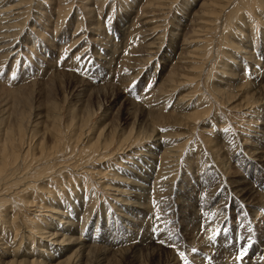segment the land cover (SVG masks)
Listing matches in <instances>:
<instances>
[{
    "label": "bare ground",
    "instance_id": "obj_1",
    "mask_svg": "<svg viewBox=\"0 0 264 264\" xmlns=\"http://www.w3.org/2000/svg\"><path fill=\"white\" fill-rule=\"evenodd\" d=\"M31 1L32 0H29V2L27 4H24L23 6H21L20 4L25 3V0H21L20 2L15 4H11L10 1L4 4L0 3V39H1L0 41H2L0 44V69H2L3 64L5 63L7 57H9L12 54V52H14V50L11 49V46L14 45V41L16 43L17 41L16 38L21 33L20 30H18V25H20L21 28L20 27L19 28L22 29L24 27L23 25L25 21L28 19L29 14L31 15V10H35L38 7V6L30 5ZM106 1L107 0H83V2L81 3V8L82 10H85V12H88L87 13L89 15L88 17H92L90 23L91 27L88 28L89 33L87 36L89 40H91V42L96 43V45H90L92 47L90 60H94L96 65V57L94 56L96 55V47L97 50L99 51L101 48L100 46L105 45L104 48L106 50L105 52L107 53L106 56L104 57V60L107 59L106 57L108 56L107 55L108 53L109 54L111 53V55L109 56L110 57L109 61H106L107 63L104 62V64L105 63L108 64V68H109L108 72L112 73L113 75L115 71L114 69L115 57L119 56V62L121 63L126 61V59L128 58L127 57L125 59L126 57L125 53L127 52V49H130V47L127 48L125 46V42L123 41L126 39L128 40V37L131 36L133 33H139L137 34L138 39L142 37V35L144 34L145 36H148L150 34H152L151 36L156 35L154 38L156 42L155 43L152 42V44L151 43L145 44V38H144L145 36L142 37V39L140 40L141 43L139 44L144 46L143 48L146 47V49L144 50L146 55L144 54L145 56L143 58L141 57L140 59H144V61H149L151 58L155 56L157 58L161 54L162 36L164 34V31L160 29L159 26L161 27L162 22L161 25H159L155 22V20L154 22H152L153 19L151 20V18H154V16H159V15L164 16L168 14L169 13L168 9H171L170 7H172L171 4H173V2L175 1L179 2L177 3V6H175L174 9L175 12L178 11V18L174 21V23L176 26L180 24L183 27L186 26V23L187 25L188 24L191 25L188 31L189 37L187 39L184 38L183 40V45H186L187 52L185 53L181 52L179 54L178 61L180 63H184L182 64L183 68L181 66H176V65L172 67L171 69L172 71L169 74L170 77L169 79L171 84L168 85V87L163 90V93L164 91L170 93L176 92L180 88L184 87V85L197 83V82L199 83L201 81L203 71L206 69V67H207L206 70H208L209 68V65L206 66V64L212 62V57L209 58V62H208L206 56H207L208 47L209 45H211L215 37L212 33H215L220 26L217 24V21L221 20L223 22L226 19H229L228 21H226L227 22L226 26L230 27L229 30H227L228 33L221 32L218 35L220 38L219 40L221 41L220 44L225 43L226 44L225 46L230 47V49L232 50H238L243 55L238 53L236 58V56L232 54H228L226 56L225 61L221 65L219 64V62L221 61L220 56L224 55L225 52L221 51L220 49L219 51L220 54H218V56L216 54V56H213V58L217 57L216 64L221 66L218 67L217 65V67H214L217 68L216 70L218 71H216L213 68L215 71L210 70L211 71L210 74H212V77L215 79L219 78L220 74H224V73H228L231 76H237V77L239 76L238 78L242 77L241 79H243V81L246 82V84L236 85V83L233 81V79L231 80V78L225 79L226 81L224 79L219 78L217 82L221 85L223 84L224 86H226V87H219L218 85H213V83H215L216 80L212 81L213 78L210 77L207 80L204 79V84H205L204 86L208 88V93L212 96L213 100L218 101L222 105L225 103L229 104L230 102L234 101V97L238 96L240 100L237 106L236 105L231 106L232 108L238 107V109H236L238 110V112H241V110H245V109L249 110L248 112H250L251 110L250 108L258 104V106H260L258 109L259 111L256 110L257 108L255 109L256 117L255 119H253V121L260 125V127H258L256 131L262 134L259 135L258 137L257 135L253 136L255 137L254 142H257V144L255 143L254 146L253 144H249L248 145L249 148L245 146L241 148L238 140L236 141L237 142L236 143L235 139H233L234 136L231 138L232 141L229 144V148L226 145L222 146L221 143H219L218 138H216L215 140V139H211L209 136L208 138L209 140L207 141L209 142V144H211L210 145L211 149H214L216 152L221 151L222 153V160H224L223 165L221 166L222 169L219 167L221 169L219 170L217 164L211 158L202 159L201 163L203 165L207 164L206 168L209 169L208 170L209 173L214 172L210 177L213 180H216V184L214 185L213 180H211L210 177L206 175V172H203L204 175H197V179L196 177L195 179L193 178L192 180L193 182L191 183L188 189L186 185L182 184L181 186L184 187V191H179V189L176 188V179H178V175L182 171H186L189 161H187L186 158L180 160V157L182 156L184 149L183 148L184 143L183 145L175 144L170 146L169 142L167 141L165 142L164 140L165 135H163V133H160L159 128L160 126H162L160 120L164 119V117L166 116L170 117L169 114L165 112L163 108L164 103L166 101L162 102L163 104L158 105L160 101V97H156V98L152 97V99L150 100L146 98L147 101L145 102V104L146 105L150 104V106L148 107L150 108V110L148 111V113H145L142 110H140L142 115V119L139 120L138 122V125L140 126H138L136 130H134L135 124H133V126L131 125L130 130L127 132H124L125 127L123 128H121L120 126L109 127L108 125H104L97 134L96 131H94L95 132L94 133L93 129H90L87 123L89 118L93 116L94 111L90 108L86 109L87 106L86 107L83 106L84 114L82 116L79 114L80 112L78 111L80 109V108L78 109V107L80 106L77 107L70 106L71 110L70 109L68 110L69 120L68 121L65 120V122L62 123V117L60 115V107L57 106V104L56 105L53 104L54 107L51 108L50 110L48 109V112H46L47 115H44L43 128L36 129V126L34 125L38 124L37 121H34V123L36 122L35 124L34 123L31 124L32 122L31 123L29 122L30 121L29 117L31 116L35 117L37 115L36 113H33L32 111L33 108L30 105L32 102V96L35 92V86L36 84H40V82L37 83L34 80L28 82V79L31 80L32 77L31 78H28L27 76L21 77V73H23V71H19L18 73L19 75H16L15 78L16 82H13L14 84L13 87L15 88L11 89V93H14L15 96L17 94L16 99H18L17 102L13 101L14 106L12 107V111L10 112L11 117H13V119L7 130L3 132L2 138H0V142H2V144L0 145V216L2 214L6 215L7 213V211H5L6 204L16 208V212L12 214L13 218L11 219L10 222L11 224L5 226L7 230L4 231L7 234H8L7 231L9 230L10 233L13 232L14 234L13 237L14 239L17 238L18 245L17 247L13 248L14 253L12 255V258L8 259L7 261H5L4 259H0V264L2 263L4 264H105V262L107 261L106 259H108V255H109L108 252L112 251L107 246V244L105 245V243L106 242L114 243L116 240H118V238L120 239V241L122 240L123 242L128 240L127 246H129V248L127 247L120 250L123 251L122 259H124V257L126 258L127 254L134 253L139 248L142 249L141 246L144 244L158 243L160 250L162 251V255L169 254L172 255L171 259L177 260L178 257L174 256V252L177 249H181L179 244L178 246H175V248L173 247L172 249L173 251L168 250V247L172 248V244H174L172 242V239H170V236L167 232L168 229L166 228L169 225V223L172 222V220L175 222V225H177L179 231L183 233L185 244H188L189 246L197 244V246L199 245V247H201L199 248L196 246L197 248H199V250L196 248L195 251L201 253L202 256L201 255L197 256L195 254L194 256L192 255V258L188 257L190 260L192 259V261L189 263L187 262V264H211L213 262H218L217 264H225L226 261L223 262V259L234 260L238 255H240V252H236V251L234 252L231 248L227 249L226 246L220 244H219L220 246L219 248L213 247V245L209 243L205 244L206 240L203 239L202 237L203 234L201 235V231L199 228L201 227L202 220H207L209 218L215 219V222H213L214 223L213 226H215V228H219L220 224L221 226H223L224 225L223 219L225 218L226 213L229 210L228 206L233 207L237 203H247V207L243 206V210L245 212V215L247 216L250 215L249 212L251 213L255 212L256 214L260 213L261 211L264 212V142L262 139L264 135V121H263L264 94L261 91L262 90L261 84L264 82V59H263L264 44L262 46L261 43L260 48L256 49V46L255 47L253 46L255 43L249 41L248 39V34L249 36L252 34L249 32L254 31V30L252 31V27L255 25L254 23L255 18L257 20L263 19L264 0H202L197 11L193 12V14L191 13L192 17L190 14L191 9L189 11L186 10H187V6H191V3L194 2V0H180V1L179 0H143L144 4L142 9L137 8L136 10L132 9L130 11V12L132 11L134 12L135 19L138 17L137 18L138 20L136 22L135 20L129 21L128 16L123 17L124 19H122L121 28L117 30V34H119L122 38L124 37V40L117 43L112 41L113 40L112 37H110L109 34L104 31V26L101 25L102 23H100L99 20H94V17L92 15V12H96L97 18H99L102 9L106 8L107 6ZM120 1H122L119 2V4L122 7L124 6L125 3L130 1V6L132 8L137 3H140L141 0H120ZM188 1L189 4L187 3ZM196 2H194V4ZM20 7H22L21 10L18 9ZM113 7L114 5L113 3H111L108 14H113L111 13ZM43 9L45 10L44 7ZM62 11L64 12L66 10L63 9ZM243 11L249 14H254L255 17L253 21H251L250 19H248L247 21H243L244 26L242 28V26L236 24V21L240 23V20L244 19L245 12ZM41 14L42 12H39V15ZM172 14H171V19L175 17V16L172 17ZM143 16H148V19L142 22L143 24L147 23L143 25V26H147L145 28H143L142 23L139 22V18H142ZM162 16L159 17L161 18ZM37 19H41V16H37ZM80 20H82L81 16L76 21L73 34L80 29L81 26ZM58 21L60 20L57 19L54 22L55 24L54 28H61L62 24L57 25ZM162 21L164 22L165 18ZM61 22H63V20ZM150 22L151 24H153V26L148 27ZM136 23L138 24V27H136V29L135 28L133 29ZM66 24L64 27H67ZM130 29L132 30L129 31ZM61 30H62L60 33L61 35L58 36L53 35V38H49L47 42V46L45 48L42 47L40 49V52L44 54H52V51L55 50V47H58L61 42L65 43L64 37L66 36V29L62 28ZM158 31L160 32L159 34ZM236 32L238 33L235 40H238L239 43L228 35V34L235 35ZM82 34H80L79 37H82L81 36ZM173 35H178V32H175ZM75 38L76 37H73L72 40H74ZM134 39L135 38H133V40ZM138 39L136 38V40ZM32 40L36 42L34 38ZM198 44H200V46ZM59 47L62 50L65 48L64 45H60ZM250 48H253V51ZM62 50L57 53L58 56L55 57L53 61L52 60L49 61V66H50L48 67L49 69H53L52 67L57 65L56 58L58 59L59 64L64 63V61L61 59L60 56ZM18 51L21 52L20 49H18L16 52L19 53ZM131 51L133 50L130 49L127 53ZM99 53H101V51L98 52V55ZM17 57L18 56L16 54L14 60H16ZM38 59H40L42 63L44 62L42 55H39ZM116 60L118 61V58ZM127 60L130 59L128 58ZM72 61L73 64H75V66L79 64L76 58L72 57ZM131 61L132 60H130L129 62ZM229 61H231L232 63L231 66L233 65L235 69H230V72H226V70H228L226 67L229 64ZM83 63L84 62L82 60V64ZM86 63L84 64L86 65ZM73 64L68 63V65H73ZM125 64L127 63L125 62ZM131 64L132 63H130L129 66ZM95 65H92V67ZM123 66L122 68L125 67ZM180 68L183 69L186 73L180 74L181 76L179 75V78L177 80H174L173 77L178 75L175 69H180ZM94 69L96 70L95 67ZM247 71L251 72L250 75H252L253 77L252 79H248L246 74ZM43 72H46V70H43ZM215 74H218L217 78L215 77ZM52 78L54 81L56 79H59V81H62V83L63 82L66 83V87L69 89L75 87L78 93L80 94L82 93L83 90L82 88L87 87L89 85V83L85 79H83V77L80 78L79 76L72 73H62L59 75L55 73L51 77V79ZM211 81L212 83L210 84L209 82ZM189 88L185 90L188 92L183 93L181 95L182 101L186 99L193 101L194 100L193 98L197 96L194 93L196 90ZM228 88H232V89H230L229 91ZM228 91L230 93L229 98L226 101H222L221 96L223 97V95L228 93ZM72 92L73 90H71V94ZM94 94L96 95V92ZM75 100H77V98ZM200 100L202 99L199 97L198 103L196 102L194 103L195 105L194 110H191L190 112L187 113H184V111L179 112L175 116L182 118L181 120H184L185 123L186 122L191 123L192 126H189V124L187 125L189 128L188 130L190 131L195 130L197 122L203 121L204 118L208 115L203 110L204 108H201L202 104H200L201 102ZM25 103L26 104L28 103L27 104L28 107H24L25 105L21 106V104H25ZM15 104H18L20 106ZM204 104L205 103H203V105ZM198 105L200 106V108H198L199 107ZM260 111H263V113H261V116H258L260 114ZM252 112L254 111L252 110ZM146 114L147 117H149L151 126L149 124V126H147L146 128L141 129L142 126L141 123H143L144 120L146 121ZM258 117H262V118L259 119ZM223 122H224L223 119H221V123ZM210 124L212 126L217 125L213 122H210ZM256 128L254 127V129ZM247 140L249 139H246V141ZM143 142H145V144ZM115 143H116L115 149H113V151L110 152L112 147L115 146ZM215 145L217 147H214ZM159 148H163V150L161 152V156L158 159L159 162L158 164H156V161H153L152 158L154 151ZM245 150L247 152H245ZM127 151L141 152V153L146 152L147 157L146 159H144V164L146 166V170H145L146 173H144V171L142 173V169L144 165H141L142 163H139L137 161L138 163L135 164L134 171L132 172L133 173L132 177L134 179L131 180V185H130V187L134 186V188H130V187L127 188L124 186L113 185V184L111 185L110 183H105L101 185V188L103 190L109 188V186L111 187L109 189L115 190L114 193L115 197H113V199L117 201L115 205L118 209L122 208L121 211L123 212L120 215L114 216L112 220H108L106 216H101L99 214L100 215L98 217L99 223L98 220L97 222L95 220L96 224L99 227L98 229L99 231L96 233V227H95L94 235L93 236L91 235L93 244L88 243L90 238L88 232H90V228L88 227V225L85 226L86 221L91 216V214H89L90 211L92 210L91 205L82 207L81 202L80 204H76V203L72 204L73 210H76L77 207L78 209L84 208V212H83L84 216L80 218L75 214L74 211L72 212L70 210H67L68 208L63 206L60 202L57 203L55 202L56 205L50 204L51 200L49 201V199L46 200L45 198L48 197V195H43L42 198L39 199L34 198L32 200H28V196H26L28 190L31 189H36L37 191L41 189L42 190L46 189L45 193L49 195L50 194L53 195V192L48 190L49 186L45 188L46 186H44L45 185L44 184L43 188H41L42 187L41 184L44 183V181L49 182L50 180H53L64 169L68 167L72 169L71 172L73 174L74 171H76L74 169H77L78 166H76L74 163H70L68 160L71 159L72 156L74 157L77 155L81 157V160L85 158V160L83 161L84 166L80 167L81 171L85 172V176H90L94 179L106 176L105 177L106 179L112 180L113 178L109 176L112 175L118 177L119 175L117 174L119 173V171L115 170L111 164L107 163L108 165H106L105 168H102L103 170L102 172L98 170H96V172L91 171L90 170L91 168H87V165L90 164L92 161L100 162V160L108 154L119 155L120 153H124L123 156H126L125 153ZM245 153H247L249 156L246 155ZM237 154L238 157H236ZM123 156L117 157L119 162L123 161ZM198 156L199 155H197V157ZM217 159L220 161L221 156L218 157ZM231 159H235V160L237 159L236 161H241L242 163H244L241 165V167L239 166L238 169H240L241 171V168L243 167V171L246 172L243 174L240 172V175L236 173L233 177H231L228 172V169H230L229 161ZM136 168H138L137 171H135ZM255 168L260 169L258 175L256 172L252 171V169L255 170ZM204 171H206V169ZM124 178L127 179L124 176V177H120V180L123 181ZM149 178H153L151 187L148 186L145 182L148 181ZM204 182H206L207 185H204ZM209 185H211L210 188ZM210 189H211V193H216L214 195L219 194L220 192H218V190L220 191L222 189V191H224L225 193V196H227L228 198H226L225 201L221 203V205L212 207L214 196L211 193H210L211 196L209 195ZM258 194H260L259 198H255L256 195ZM78 195L79 194L77 193V197ZM172 195L174 196L173 198ZM134 198H137L140 201L135 202L133 201ZM256 199L257 201H255ZM48 201L50 203H48ZM156 201L159 202V206L155 205V203H157ZM128 204L130 205L127 208L125 205ZM65 208L67 209L65 210ZM21 210L26 213H23L24 214L23 215L21 213ZM34 212L38 213V216L35 217L36 219L34 217H28L27 214H32ZM20 214H21V218L23 219H21V222L18 225L13 226L16 215H20ZM137 217L139 219H135ZM44 218L47 220H44ZM148 218H151V220L154 222H156L155 220L159 222L153 225L152 224L149 225L148 224L149 222L146 220ZM94 219H96V217L93 216V220ZM22 220L23 221L25 220V222L28 221V223H30V228L32 229L34 234L33 237L36 239V247L37 249H39L38 250L39 255H37L38 257L36 255L30 256L31 254L30 252H25L23 253L24 255L18 253L20 246L29 240L27 239L28 235L27 237L25 235L26 231L24 229H26V227L23 226ZM119 220H121L122 222L125 221V224L122 225V227L125 228L127 225H129L130 226L129 229L125 228L124 231V228H122L123 229L122 230L120 228L121 225L118 226ZM151 220H149L150 223ZM40 221L42 222L46 221V222L41 223ZM133 221H135L136 224ZM180 221H182V225L178 226V223ZM2 222L4 224L7 223L6 221H2ZM142 222L144 223L143 225ZM203 223L204 225L206 224V222ZM61 227L63 228L65 227V229H62ZM60 228L62 229L61 231ZM76 228H79V230H77ZM147 228L150 230L148 231ZM106 229L108 230V235L107 234L102 235V233L106 231ZM83 231H84V235H82ZM117 235L119 237H117ZM131 235H133L132 238H130ZM262 235H263L262 244L264 245V233ZM2 236H0V256H2L3 254H9V250L7 248H9V244H11V243L8 244L4 240L5 239L4 236L3 237ZM98 236L99 237L101 236L102 241L101 239L100 241L97 239ZM155 236L158 237L159 239V241L157 239L158 242L155 240ZM129 240L132 241L130 242ZM161 241H163L164 243H161ZM118 244L120 245V242H118ZM26 247L28 248L27 245ZM252 248H254V250L250 252L246 250V254L243 256L241 261H244V259H246V261L250 263L249 255H251L252 252H254L253 253L254 256L252 257L253 260L251 261L255 262L254 264H257L256 259H258L260 256L264 257V246L263 247L260 246L258 249H256L254 246ZM144 249L146 250V248H143V250ZM44 251H45L44 258L49 254L51 255L49 256L50 257L49 263L47 262L48 259H44V258L42 259ZM150 252L147 254L148 258L150 255H154V253H150ZM28 253L29 255H26ZM154 258L155 259L148 260L149 264H162L163 262L162 259L164 260L167 259L166 257L160 259L158 254H156ZM185 260L186 259L181 261H185Z\"/></svg>",
    "mask_w": 264,
    "mask_h": 264
},
{
    "label": "rangeland",
    "instance_id": "obj_2",
    "mask_svg": "<svg viewBox=\"0 0 264 264\" xmlns=\"http://www.w3.org/2000/svg\"><path fill=\"white\" fill-rule=\"evenodd\" d=\"M9 1L11 2V4H15V3L20 2L21 0H1L0 3L4 4V3L9 2ZM28 2H29V0H25V3H21L20 5L23 6L24 4H27ZM82 2H83V0H32L30 2V5L38 6L41 9L37 7L35 10H31V15L29 14L28 19L25 21V23L23 25L24 27L22 29H20L21 27H20V25H18V30H20L21 33L17 36L16 43L14 41V45L11 46V49L14 50V52H12V54L9 57H7V59L5 60V63L3 64L2 69H0V138H2L3 132H5V130H7V128L10 126L11 121L13 119V117H11L10 112L12 111V107L14 106L13 101L17 102L18 99H16L17 94L15 96L14 93H11V89L15 88V87H13V85H14L13 82H16V79H15L16 75H19L18 74L19 71H23V73H21V77H24V76H27L28 78L32 77L31 80L28 79V82H30L32 80H34L37 83L40 82V84H36V86H35V92L32 96V102L30 105L33 108L32 109L33 113H36L38 115V116L36 115L35 117H32V116L29 117V120H30L29 122L30 123L32 122L31 124H33L34 121H37L38 124L34 125V126H36V129L43 128V126H44V122H43L44 115H47L46 112H48V109L50 110L51 108L54 107L53 104H55V105L57 104V106L60 107V115L62 117V123H64L65 120L66 121L69 120L68 110L69 109L71 110V107L80 106V107H78V109L80 108L78 111L80 112L79 114L82 116L84 114L83 113V111H84L83 106H85V107L87 106L86 109L90 108L94 111L93 116H91L89 118V120L87 121L88 127L90 129H93V132L96 131V134L101 130V128L104 125H108L109 127H117V126L118 127L120 126L121 128L125 127L124 132H127L130 130V127H131V125L133 126V124H135L134 130H136V128L138 126H140V125H138L139 120L142 119V115H141L140 110H142L145 113H148V111L150 110V108H148L150 106V104H148V105L145 104L147 99L150 100V99H152V97L153 98L160 97V101L158 100L159 101L158 105L163 104L162 102L166 101L164 103L163 108H164V111L167 112L170 117L166 116V117H164V119L160 120V122L162 124V126H160V128H159L160 133H163V135H165L164 140H165V142L166 141L169 142L170 146L175 145V144L176 145H183V143H184V145H183L184 149H183L182 156L180 157V160L183 158H186L187 161H189V164H188V167L186 168V171H182L178 175V179H176V188H178L179 191H184V187L181 186L182 184L186 185L187 189H188L190 187L191 183L193 182L192 181L193 178L195 179V177H196V179H197V175H204L203 172H206V175H208L209 177L212 176V174L214 172H210V173L208 172L209 169L206 168L207 164L203 165L201 163L202 159H207V158L213 159V161L217 164L218 168L219 167L221 168V166L223 165L224 160H222V153H221V151L216 152L214 149H211V146H210L211 144H209V142L207 141V140H209L208 139L209 136L211 139H215V140H216V138H218L219 143H221L222 146H225V145L228 146V148H229L230 142L232 141L231 138L233 136H234L233 139H235V142L238 140L241 148L244 146L249 148V146H248L249 144H253V146L255 145V143L257 144V142H254L255 137H253V136L257 135V137H258L262 133L260 134L256 131L258 129V127H260V125L255 123L253 121V119H255V117H256L255 111L258 110L260 106H258V104H257L256 106L250 108L251 109L250 112H248L249 110H247V109L241 110V112H238V110H236V109H238V107H235V108L231 107L232 105L237 106V104L240 100L238 98V96L234 97V101L230 102L229 104L225 103L222 105L218 101L213 100L212 96L208 93V88L204 86L205 85L204 79L207 80L210 77L213 78L212 74H210V73L212 70L215 71L217 69V68H214V67H217V65H218V64H216L217 57L213 58V56H216V54L218 56V54H220L219 53L220 49H221V51L225 52L224 55L220 56L221 61L219 62V64H221V65L225 61L226 56L228 54H232V55L236 56V58H237V54L240 53L238 50H232V49H230V47L225 46L226 45L225 43L220 44L221 41L219 40L220 38L218 35L221 32L226 33L227 30H229L230 27L226 26V23H227L226 21H228L229 19H226L223 22L221 20L217 21V24L220 26H219L218 30H216L215 33H212L215 37L213 36L214 40L212 39L213 42L211 43V45H209L208 51H207V56H206V58L208 59V62H209V58L212 57V62L211 63L209 62L206 64V66L209 65V68H208V70H206L207 67L205 66L206 69L203 71L201 81L199 83L197 82L198 85H197V83H192V84L184 85V87L179 89L180 91L177 90L176 92H172V93L164 91V93H163V90L165 88H167L168 85L171 84L170 79H169L170 78L169 74L172 71L171 70L172 67L175 65L182 67V64H184V63H180L178 61L179 54L181 52L182 53L187 52L186 45H183V40H184V38L187 39L189 37L188 31H189V27L191 25L190 24L187 25V23H186V26L183 27L180 24H178V26H176L174 23V21L178 18V11L175 12L174 9H175V6H177V3H179V2H177V1L173 2V4H171L172 7H170L171 9H168L169 13L164 15V16L159 15V16H162L161 18L159 16H154V18H151V20L153 19L152 22H154V20H155V22L159 25H161V22H162V25H161V27L159 26V28L164 31V34L162 36L161 54L157 58H156V56L153 57V55H152L153 58H151L149 61H144V59H140L141 57L143 58L146 55V53L144 52L146 47L143 48L144 46L139 44V43H141L140 40L142 39V37L145 36L144 33H143L144 35H142V37H140L139 39H138V35H137L139 33H133L131 36L128 37V40L127 39L124 40V37L122 38L119 34H117V30H119L121 28L122 19H124L123 17L128 16L129 21L135 20V22H136L138 20L137 19L138 17L135 19L134 12L133 11L130 12V11L132 9L136 10L137 8L142 9L143 4H144L143 0H141L140 3H137L132 8L130 6V1L125 3L124 6L122 7L119 4V2H122L120 0H107L106 1L107 6H106V8L102 9V12H101L99 18H97L96 12H92L94 20H99L100 23H102L101 25L104 26V31L106 33H108L110 37H112V39H113L112 41L117 43V42L124 40L123 42H125V46L127 48L130 47V49L133 50V51L127 53L130 50V49H127V52L125 53L126 54L125 59L128 57L130 60H132L131 62H129L130 60H127L128 59L127 58L126 61L122 62L123 63L122 64L121 62H119V56L115 57L114 75L112 73L108 72L109 68H108V64H106L107 63L106 61H109V58H110L109 56L111 55V53L110 54L108 53L107 54L108 56L106 57L107 59L104 60V57L106 56V53H107V52H105L106 51L104 48L105 45L100 46L101 48L99 51H101V53H99V55H98L99 51L97 50V47H96V55H94L96 57V65H95L94 60H90L91 53H92V47L90 45H96V43L91 42V40H89V38L87 36L89 33L88 28L91 27L90 23H91L92 17H88L89 16L87 14L88 12H85V10H82V8H81ZM194 2H196V3L194 4ZM194 2L191 3V6H187L186 11H189L191 9L190 14L191 13L193 14V12L197 11L202 0H194ZM111 3H113V5H114V7L111 11V13H113V14H108V11L110 10V4ZM187 3L189 4V1ZM188 4H186V5H188ZM43 7L45 8V10L43 9ZM18 9L21 10L22 7L18 8ZM63 9H65L66 11L63 12L62 11ZM173 11H174V13H173ZM39 12H42V14L39 15ZM243 12H245V11H243ZM171 14H172V17L175 16L173 19H171ZM192 14H191V17H192ZM244 15L246 17L244 16V19L240 20V23L238 21H236V24L242 26V28L244 26L243 21H247L248 19L253 21L254 17H255L254 14H249L247 12H245ZM37 16H41V19H37ZM80 16L82 19V20H80L81 21L80 29L76 33L73 34L76 21L78 18H80ZM164 18H165V21H164L165 24L162 21V20H164ZM57 19L60 20V21H58L57 25L62 24L61 28H54V26H55L54 22ZM147 19H148V16H143L142 18H139V22L142 23V22L146 21ZM62 20H63V22H61ZM64 20H65V22H64ZM177 21H176V23H177ZM140 23H139V25H140ZM254 23H255V25L252 27V31L253 30L254 31L249 32L252 34L250 36L248 34V39H249V41L255 43L253 46L254 47L256 46V49H259L260 44L262 43V46L264 44V16H263L262 20L261 19L257 20L255 18ZM65 24L67 25V27H64ZM145 24H147V23H145ZM145 24L142 23V26ZM149 25H148V27L153 26V24H151V22ZM136 27H138L137 23L135 24L133 29L134 28L136 29ZM145 27H147V26H143V28H145ZM177 27H179V28H177ZM62 28L66 29V36L64 37L65 43L61 42L59 44V46L64 45L65 48L62 50V49H60L59 46L55 47L53 45L55 47V50H53L54 48L52 49L53 50L52 54H44V53L40 52V49L42 47L45 48L47 46V42H48L49 38H53V35H56V36L61 35L60 33L62 31L61 30ZM163 28H165V29H163ZM131 30L132 29H130L129 31H131ZM175 32H178V35H173ZM82 33H84V34H82ZM159 33L160 32L158 31V34ZM237 33L238 32H236L235 35H232V34H228V35L235 40ZM80 34H82L81 35L82 37H79ZM63 35H64V33H63ZM151 35L152 34L144 37L145 38V44H148V43L152 44V42H154V43L156 42V40L154 39L156 35H154V36H151ZM73 37H76V38L74 40H72ZM254 37H255V39H254ZM33 38L36 40V42H34L32 40ZM133 38H135V39L133 40ZM136 38L138 40H136ZM251 38H252V40H251ZM235 41L238 42V40H235ZM1 42L2 41H0V44H1ZM131 42H133V43H131ZM226 42H227V40H226ZM198 45L200 46V44H198ZM17 46H18V48H17ZM191 47H189V48H191ZM18 49H20V51H21V52L18 51L20 54L16 52ZM250 49L253 51V48H250ZM61 50H62V53L60 56H61V59L64 61V63L59 64V61L56 58V60H57L56 64L57 65L55 64L56 66H53L52 67L53 69H49L48 68V67H50L49 61H51V60L53 61L54 58L58 56L57 53ZM64 50H66V51H64ZM256 52H257V50H256ZM16 54L18 57L16 60H14L16 57ZM39 55H42V57L44 59L43 63L40 61V59H38ZM241 55H243V54H241ZM72 57L76 58V59H77V57L80 58V59H77V62H79L78 65L75 66V64H73ZM117 58H118V61L116 60ZM132 58H134V59H132ZM137 59H139V60H137ZM82 60L84 63L87 62L86 65L84 63L82 64ZM67 62L70 64H73V65H68ZM104 62H106V63L104 64ZM125 62L127 64H125ZM130 63H132V64L129 66ZM231 64H232L231 61H229V64L226 67L228 70H226V72H230V69H235L233 67V65L231 66ZM61 65H63V66H61ZM92 65H95V66L92 67ZM221 65H218V67ZM82 66H83V68H82ZM122 66L124 68H122ZM94 67L96 68V70L94 69ZM244 67H246V66H244ZM43 70H46V72H43ZM175 70L178 73V75L173 77L174 80H177L179 78L180 74L186 73L181 68L175 69ZM220 70H221V68H220ZM216 71H218V70H216ZM87 72H89V73H87ZM55 73H57L58 75L62 74V73L75 74V75L79 76L80 78L83 77V79H85L89 83V85L87 87L82 88L83 90H82V93L80 94V93H78V91L75 87H73L74 89L73 88L69 89L66 87V83H64V82L62 83V81H59V79H56L55 81L53 80V78L51 79V77ZM250 73H251L250 71H247V73H246L248 79L253 78L252 75H250ZM217 75L218 74H215L216 78H217ZM239 75H241V74H239ZM238 77L237 76H231L228 73L220 74V76H219L220 79H224V80L227 78H231V80L233 79V81L236 83V85H243V84L245 85L246 82H244L243 79H241L242 77L241 78H238ZM219 78H217V79L213 78L212 81L216 80L215 83H213V85H218L219 87H226L223 84L221 85L217 82ZM209 81H210V79H209ZM212 81L209 83L211 84ZM134 84H135V87L133 88L132 92L130 93L128 91V89L132 88ZM194 84H196V85H194ZM149 85H151V86L149 87ZM261 85H262L261 91L264 94V82ZM15 86H17V85H15ZM161 86H162V89H161ZM91 88H92V90H91ZM188 88L189 89H195L196 91L194 93L197 96L193 98L194 99L193 101H190L188 99L182 101L181 95L183 93L188 92V91H185ZM228 89L230 91V89H232V88H228ZM71 90H73V92H76V91L77 92L76 93L72 92V94H71ZM90 90H91V92H90ZM246 90H248V89H246ZM229 91H228V93L225 92L226 94L223 95L224 98L221 96L222 101H226L229 98V96H230ZM95 92H96V95L94 94ZM77 95H80L81 97L77 96ZM72 96H73V99H72ZM199 97L202 99V100H200L202 102V103L200 102V104H202L201 108H204L203 110L208 115L204 118L203 121L197 122L195 130L190 131V130H188L189 128L187 125L189 124V126H192V124L189 122L185 123L184 120H181L182 118L175 117V116L179 112L184 111V113H187V112H190L191 110H194L195 109L194 103L195 102L198 103ZM76 98H77V100H75ZM195 99H197V100H195ZM49 101H51L52 103ZM203 103H205V104L203 105ZM27 104L26 103L21 104V106L25 105L24 107H28ZM15 105H18V104H15ZM88 105H89V107H88ZM18 106H20V105H18ZM198 108H200V106ZM252 110L254 112H252ZM261 113H263V111H260V114L258 116H261ZM250 116H251V118H250ZM258 118L260 119L262 117H258ZM221 119H223V121H224L223 123H221ZM210 122H213L217 125L212 126L210 124ZM141 124H142L141 129L146 128L147 126H149V124L151 126V123H150L149 117H147V114H146V121L144 120V122ZM254 127L255 128L257 127V128L254 129ZM94 128H95V130H94ZM253 130H255V131H253ZM246 139H249V140L246 141ZM262 139L264 142V135H263ZM143 143L145 144V142H143ZM149 143H150V141H149ZM1 144H2V142H0V145ZM115 147H116V143H115V146L112 147L110 152H112L113 149H115ZM214 147H217V146L215 145ZM132 150H134V149H132ZM162 150H163V148H159V149L155 150L153 153L152 159H153V161H156V164H158V162H159L158 159L161 156ZM245 152H247V151L245 150ZM125 154H126V156H123L124 153H120L119 155L118 154H116V155L115 154H108L104 158H102L100 160V162L96 161L97 162L96 163V162L92 161L90 164L87 165V168H91L90 169L91 171L96 172V170H98V171L102 172L103 171L102 168H105L106 165L111 164L115 170L119 171V173L117 174V175H119L118 177L112 176V175L109 176V177L113 178L112 180L106 179L105 178L106 176L96 178V179H94L90 176H85V172H82L80 169L81 166H84L83 161L85 160V158L83 160H81V157H79L77 155L74 157L72 156L71 159L68 160L70 163H74L79 168V169L78 168L74 169L76 171H74L73 174L71 172L72 169L70 167H68V168L64 169L59 174L60 176L58 175L53 180L48 179V180H50L49 182L44 181V183L41 184V186H42L41 188H43L44 184H45L44 186H46L45 188H47V186H49L48 190L53 192V195H51V194L49 195V194L45 193L46 189L45 190L41 189L39 191H37L36 189H31V190H28V192L26 193V196H28V200H32L34 198L35 199L42 198L43 195H48V197H45L46 200H48V199H49V201L51 200L50 201L51 203L49 201H48V203L55 204V202L56 203L60 202L63 206L68 208V209L65 208V210L67 209V210H70L72 212L74 211L75 214L77 216H79L80 218L82 216H84L83 215L84 208L78 209V207H77L76 210H73L72 204H74V203L80 204V202H81L82 207L83 206L85 207L87 205H91L92 210L89 213V214H91V216L86 221L85 226L88 225V227L90 228V232H88V234L90 235L88 243L93 244L91 235L92 236L94 235L95 227H96V233L99 231L98 230L99 227L96 224L98 217L100 215L106 216L108 220H112V218L114 216L120 215L123 212V211H121L122 208L118 209L115 205V203H117V201H115L113 199V197H115V195H114L115 190L109 189V188H111L110 186H109V188L103 190L101 188V185H103L105 183H110L111 185L112 184L113 185H119V186H124L127 188L130 187L131 180L134 179L132 177V174H133L132 172L134 171L135 164L138 162L142 163L141 165H144L143 169H142V173H143V171H144V173H146L145 172L146 166L144 164V159H146V157H147L146 152L141 153V152L127 151ZM245 154L248 155L247 153H245ZM197 155H199V156L197 157ZM118 156H123L122 162H119V160L117 159ZM220 156H221L222 161L221 160L219 161L217 159ZM236 157H238V154L236 155ZM107 160H109V161H107ZM236 160L231 159L229 161L230 169H228V172H229L231 177H233L236 173H238V175H240V172L242 174L246 172V171H243V167L241 168V171H240V169H238V167L239 166L241 167V165L244 163H242L241 161H236ZM207 163H210V162H207ZM220 168H219V170L222 169V168L221 169ZM205 169H206V171H204ZM77 170H79V171H77ZM137 170H138V168H136L135 171H137ZM252 171L256 172L258 175V172H260V169L255 168V170L252 169ZM250 173H251V170H250ZM98 176H100V175H98ZM124 176L128 180L124 178L123 181H121L120 177H124ZM226 178H228V177H226ZM210 179L213 180L211 177H210ZM145 182L148 186L151 187L152 182H153V178H149L148 181H145ZM177 182H178V184H177ZM213 183L215 185L216 180H213ZM204 185H207V183L204 182ZM63 186H64V188H63ZM210 187H211V185H209V188ZM130 188H134V186H131ZM218 192H220V193L217 195H214L216 193H211V189L209 190V195L211 193L214 196V199L212 202V207L221 205V203H223V201H225V199L228 198L227 196H225V193H224V191H222V189L220 191L218 190ZM77 193L80 196L78 195V197H77ZM260 194L256 195L255 198H259ZM173 197L174 196L172 195V198ZM131 198H133V197H131ZM133 201L138 202L140 200L137 198H134ZM255 201H257V199ZM156 202L157 203H155V205L159 206V202L158 201H156ZM234 202H236V201H234ZM129 205L130 204L125 205V206L128 208ZM243 206L247 207V203H237L233 207L228 206L229 210L227 211L226 216L223 219L224 225L221 226V224H220L219 228H215V226H213L214 225L213 222H215V219L209 218L207 220H202V224L200 223L201 227L199 229L201 231V235L203 234L202 235L203 239L206 240L205 244L209 243V244L213 245V247H216V248L220 247L219 244L224 245V246H226L227 249L231 248L234 252L235 251L241 252L242 249H246V250H248V252H250V251L254 250V248H252L253 246L256 249H258L260 246L263 247L264 245L262 244V241H263L262 240V237H263L262 234L264 233V212L261 211L260 212L261 214L260 213L256 214L255 212H252V213L249 212L250 215L247 216V215H245V212L243 210ZM5 208H6L5 211H7L6 215L2 214L0 216V232H1L0 236L3 235L5 238L4 240L8 244L9 243H11V244H9V248H7L9 250V254H3L2 256H0V259H4L5 261H7L8 259L12 258V255L14 253L13 248L17 247L18 240H17V238L14 239V237H13L14 234H13V232L10 233V230L7 231L8 234L4 231V230H7V228L5 226H8L9 224H11L10 222H11V219L13 218L12 214L16 212V208L12 207L11 205H8V204L5 205ZM37 212H34L32 214H27V215H28V217H34L35 218L38 216ZM21 213L23 214L26 212L21 210ZM93 216L96 217V219L93 220ZM2 218H3V220H2ZM45 218H44V220H47ZM21 219H23V218H21V214L16 215L13 226L18 225L21 222ZM135 219H139V218L137 217ZM95 220H96V222H95ZM146 220L149 222L148 223L149 225L150 224L153 225V224L159 222L157 220H155L156 222H154L151 220V218H148ZM149 220H151V223ZM2 221H6L7 223L4 224ZM40 222L45 223L46 221H43V222L40 221ZM133 222L136 224L135 221H133ZM203 222H206V224L204 225ZM22 223H23V226L26 227V229H24L26 231L25 235H26V237L28 235L27 239H29V240L20 246L18 253H20L21 255H24L23 253L30 252L31 253L30 256H33V255L37 256V255H39V251H38L39 249H37V247H36V239L33 237L34 234H33L32 229L30 228V223H28V221L25 222V220L24 221L22 220ZM98 223H99V220H98ZM118 224H119L118 226L121 225L120 228L122 229V228H124V227H122V225L125 224V221L122 222L121 220H119ZM143 224L144 223L142 222V225ZM76 225H78V224H76ZM181 225H182V221H180L178 223V226H181ZM27 227L29 230L27 229ZM129 227L130 226L127 225L125 228L129 229ZM61 228L65 229V227L64 228L61 227ZM61 228H60V231L62 230ZM125 228H124V231H125ZM166 228L168 229L167 232L170 236V239H172V242L174 243V244H172V248L168 247V250H172L173 247L175 248V246H178V244L181 247V249H177L174 252V256L178 257V259H177L178 262L176 259H171L172 255H169V254H163L162 255V251L160 250L158 243L144 244L141 246L142 249L138 247L139 249L136 252L127 254V257L126 258L124 257V259H122L123 258L122 257L123 251H120V250H122L123 248H127V247L129 248V246H127L128 240L123 242L122 240L120 241V239L118 238V240H116L117 242L115 241L114 243H108V242L105 243V245L107 244V246L112 250V251L108 252L109 253L108 259H106L107 261L105 262V264H149L148 260L149 259H155L154 257L156 256V254L159 255L160 259H162L163 257L167 258L165 260L162 259L163 260L162 264H179V263L185 264V261H181L182 259L179 256V253H180L179 251H182L184 253V257H187V258L188 257L192 258V255L194 256L195 254L197 256H199V255L202 256L201 253L193 251V249H196L197 247H199V245L197 246V244L196 245L194 244V245L189 246L188 244H185V240L183 238L184 235L181 231H179L177 225H175V222L173 220H172V222L169 223V225ZM76 229L79 230V228H76ZM149 230L150 229H148V231ZM100 233H101V231H100ZM213 233H216L215 239H209V237H211L213 235ZM106 234L108 235L107 229H106V231H104L102 233V235H106ZM82 235H84V231L82 232ZM118 235H117V237H119ZM109 236H111V235H109ZM132 237H133V235L130 236V238H132ZM138 238H139V235H138ZM97 239L99 241L101 239V241H102L101 236L100 237L98 236ZM157 239H158V237L155 236L156 241H157ZM129 241L131 242L132 240H129ZM158 241H159V239H158ZM118 242H120V245L118 244ZM205 244H203V245H205ZM26 245L28 246V248L26 247ZM143 248H146V250L145 249L143 250ZM199 248H201V247H199ZM199 248H197V249L199 250ZM44 249H45V247H44ZM44 249H42V250H44ZM149 252L154 253V255H150L148 258L147 254ZM44 253H45V251L43 252L42 259L44 258ZM142 253H143V256H142ZM253 253L254 252H252L251 255H249L250 256L249 257L250 263L247 262L246 259H244V261H237L236 259H234V260L233 259L232 260L231 259H223V262L226 261L227 263L225 262V264H240V263L241 264H251V263L254 264L255 262L251 261V260H253V258H252L254 256ZM26 255H29V253ZM49 256H51V255L49 254L44 258V259H48L47 260L48 263L50 262ZM169 257H170V260H169ZM20 258H23V257H20ZM187 258H184V259H186V261L188 263L192 261V259L190 260L188 258L189 259L188 260ZM40 259H41V257H40ZM193 259H194V257H193ZM173 260H176V261H173ZM206 260H208V259H206ZM256 262H257V264H264V257L260 256L258 259H256ZM213 263L217 264L218 262H213ZM213 263H211V264H213ZM2 264H4V263H2Z\"/></svg>",
    "mask_w": 264,
    "mask_h": 264
},
{
    "label": "snow or ice",
    "instance_id": "obj_3",
    "mask_svg": "<svg viewBox=\"0 0 264 264\" xmlns=\"http://www.w3.org/2000/svg\"><path fill=\"white\" fill-rule=\"evenodd\" d=\"M77 59H80V58L77 57ZM150 86H151V85H149V87H150ZM134 87H135V84L133 85L132 88H129L128 91L131 93ZM215 235H216V233H213V235H212L211 237H209V239H215ZM161 243H164V242L161 241ZM193 251H195V249H193ZM245 254H246V249H242L241 252H240V255H238V256L236 257V260H237V261H241L242 258H243V256H244ZM179 256H180V258H181L182 260L184 259V253H183V252H180V253H179ZM185 264H187V261H186V260H185Z\"/></svg>",
    "mask_w": 264,
    "mask_h": 264
}]
</instances>
